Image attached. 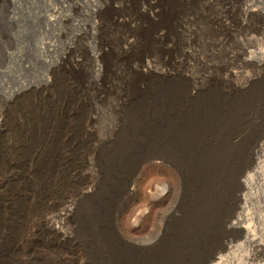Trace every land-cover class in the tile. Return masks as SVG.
I'll list each match as a JSON object with an SVG mask.
<instances>
[{"label": "rangeland", "instance_id": "374dc122", "mask_svg": "<svg viewBox=\"0 0 264 264\" xmlns=\"http://www.w3.org/2000/svg\"><path fill=\"white\" fill-rule=\"evenodd\" d=\"M105 1L0 0V264H251L233 222H264V63L230 56L234 4L125 0L126 27ZM177 10L192 35L162 27Z\"/></svg>", "mask_w": 264, "mask_h": 264}, {"label": "bare ground", "instance_id": "6f19581e", "mask_svg": "<svg viewBox=\"0 0 264 264\" xmlns=\"http://www.w3.org/2000/svg\"><path fill=\"white\" fill-rule=\"evenodd\" d=\"M125 0H106L105 4L109 8L110 12L100 19L102 24L109 25H121L130 27L132 25H137L136 20L133 18L131 12H123L120 10V6ZM260 0H225L226 5L234 4L232 11L233 16L228 18L217 17L218 26L222 27L224 30L225 37H232L236 42L241 41L240 46L235 52L230 56H238L242 63L251 64L254 67H258L264 63V8L260 6L253 5V2ZM148 4L152 3V0H147ZM56 12L53 8L52 13ZM144 13H147V9H143ZM150 16H156L155 12H149ZM178 10L175 12V21H166L161 25L167 30L179 29L180 33H185L186 35H192L191 22L192 18L187 15L177 16ZM50 19V18H48ZM142 26V25H141ZM162 35L157 33L156 38H160ZM135 38L129 32H125L120 36V42H122L121 51L123 53L133 45ZM104 46L99 48L97 51H92L90 53L91 60L96 70L100 71V65L98 61L102 58L104 54ZM186 50H183L182 54L185 55ZM258 54L260 57L254 59L253 56ZM182 55V56H183ZM72 62L77 64L78 59L74 57ZM143 68L149 70V61L141 62ZM99 66V67H98ZM245 73L237 68H231L228 70V76L235 77L244 75ZM249 76V75H245ZM262 161L258 158L256 160V166H259ZM145 172H141V177H145ZM246 181V180H245ZM1 182V181H0ZM264 183V180L262 181ZM245 184V183H244ZM2 184H0L1 186ZM161 193L158 195L157 200L162 201L164 195L169 194L170 185L164 183L161 188ZM129 205H124L122 207L123 213L129 212ZM71 211L70 205H65L55 216L48 215L45 216L44 221L48 229L54 232H62L63 220L68 216ZM143 213V211H141ZM250 217L245 213L239 217L235 222L234 226H239L243 234V242L249 246V252L245 253V258L251 261V264H264V222H262L263 227L255 226L251 223ZM241 244H231L227 246L228 251L237 249ZM224 257L222 255H216L209 264H222ZM248 261V262H249ZM236 264H240L238 260Z\"/></svg>", "mask_w": 264, "mask_h": 264}]
</instances>
